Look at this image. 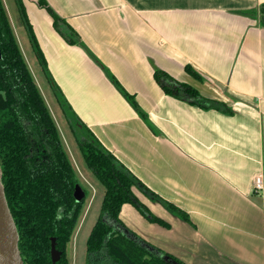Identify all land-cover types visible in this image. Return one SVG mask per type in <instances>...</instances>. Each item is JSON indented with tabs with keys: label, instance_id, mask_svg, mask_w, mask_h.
Wrapping results in <instances>:
<instances>
[{
	"label": "crops",
	"instance_id": "1",
	"mask_svg": "<svg viewBox=\"0 0 264 264\" xmlns=\"http://www.w3.org/2000/svg\"><path fill=\"white\" fill-rule=\"evenodd\" d=\"M41 1L14 0L56 96L54 86L109 152L186 216L150 203L169 224L166 238L132 231L185 264H264V198L253 185L264 175V0H44L82 45L66 41ZM156 71L200 97L166 94Z\"/></svg>",
	"mask_w": 264,
	"mask_h": 264
},
{
	"label": "trees",
	"instance_id": "2",
	"mask_svg": "<svg viewBox=\"0 0 264 264\" xmlns=\"http://www.w3.org/2000/svg\"><path fill=\"white\" fill-rule=\"evenodd\" d=\"M40 5L51 14L55 28L69 44L82 45L77 34L44 0ZM19 9L33 47L47 70L21 3ZM262 15L264 23V6ZM186 71L193 77L197 76L189 67ZM107 75L132 107L146 119L135 98L108 71ZM155 78L168 95L181 99L182 95L200 97L188 85L170 88L163 84V79H172L162 71H156ZM54 87L87 166L105 188L101 214L87 241L86 264H185L131 231L120 215L123 206L131 204L151 223L169 227L166 221L152 214L138 200L133 191L137 188L149 200L160 203L176 216H186L157 196L109 152L81 122L59 88ZM213 105L218 110H225L223 105ZM0 171L24 264H70L67 248L81 221L85 199L79 203L75 199L76 186L79 185L76 169L25 60L3 0H0ZM53 240L56 241V249L62 253L56 263L52 258Z\"/></svg>",
	"mask_w": 264,
	"mask_h": 264
},
{
	"label": "rangeland",
	"instance_id": "3",
	"mask_svg": "<svg viewBox=\"0 0 264 264\" xmlns=\"http://www.w3.org/2000/svg\"><path fill=\"white\" fill-rule=\"evenodd\" d=\"M5 3L7 4L8 12L10 13L11 18L13 17L12 19H14L13 23L17 28L16 34L19 37L18 42H20V47L24 52L29 65L31 66V69L33 71L32 73L36 78L35 80L40 85L46 103L60 129L65 149L67 150L70 159L76 169L79 183L86 191V200L83 208L82 218L77 227L75 237L67 248V255L70 264H86L87 241L95 223L97 222L101 214L105 188L94 175L93 171L87 166L76 141L74 130L73 128H71V125L59 103V100L54 92V88L52 87V84H50V82H48V80L46 79L42 71L43 67L40 65L37 59H34L35 54L32 50V45L27 28L22 23V19L21 21H16L17 14L18 18L21 16L16 2H14V0H5ZM133 191L138 200L152 214L154 213L150 209V203H153L156 208L159 206L157 209H161L164 207L158 202L149 200L145 193L140 191L139 189L135 188ZM167 211L170 212L171 215L176 216L175 213L169 210ZM121 219L130 228L131 231L134 230L135 232L139 234L142 233L145 236H147L148 234L154 239H158L159 241H164V239L166 238V227L158 223H151L146 218V216L141 213V211L134 205L127 204L123 207Z\"/></svg>",
	"mask_w": 264,
	"mask_h": 264
},
{
	"label": "water",
	"instance_id": "4",
	"mask_svg": "<svg viewBox=\"0 0 264 264\" xmlns=\"http://www.w3.org/2000/svg\"><path fill=\"white\" fill-rule=\"evenodd\" d=\"M86 197L80 185L76 186L75 199L79 203ZM129 234L128 232H126ZM18 234L12 220L5 198L0 171V264H24L18 247ZM62 253L56 249V241L52 244V258L56 263L61 259Z\"/></svg>",
	"mask_w": 264,
	"mask_h": 264
},
{
	"label": "built area",
	"instance_id": "5",
	"mask_svg": "<svg viewBox=\"0 0 264 264\" xmlns=\"http://www.w3.org/2000/svg\"><path fill=\"white\" fill-rule=\"evenodd\" d=\"M254 191L264 198V175L258 174L254 179Z\"/></svg>",
	"mask_w": 264,
	"mask_h": 264
}]
</instances>
